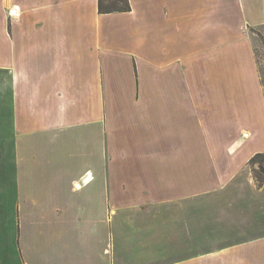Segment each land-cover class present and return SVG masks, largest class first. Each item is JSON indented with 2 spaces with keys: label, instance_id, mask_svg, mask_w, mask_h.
<instances>
[{
  "label": "crops",
  "instance_id": "0c3cea01",
  "mask_svg": "<svg viewBox=\"0 0 264 264\" xmlns=\"http://www.w3.org/2000/svg\"><path fill=\"white\" fill-rule=\"evenodd\" d=\"M97 2L0 0V264L260 244L264 0Z\"/></svg>",
  "mask_w": 264,
  "mask_h": 264
},
{
  "label": "rangeland",
  "instance_id": "374dc122",
  "mask_svg": "<svg viewBox=\"0 0 264 264\" xmlns=\"http://www.w3.org/2000/svg\"><path fill=\"white\" fill-rule=\"evenodd\" d=\"M240 28L250 39V48L256 63L258 77L264 93V24L247 28H244L242 25ZM150 101L152 106L157 108L156 104H158V101ZM137 105L140 106L139 102ZM148 117L150 122L154 121V123H156L157 116L156 118L152 115H149ZM259 153H262L263 155L260 157L257 156L254 161H251V158L256 154L255 153L251 156L247 163L250 173L258 186L264 184V151ZM165 156L168 157L169 155L166 154ZM115 163L119 164V162ZM208 218H210V216H208ZM211 242L212 241H210V243ZM259 243L260 244L256 243L254 246L251 245V247L247 249L244 247H241L240 249L229 248L217 250L216 252H212V250L214 251L218 249L217 246H207L206 248L200 247L202 250L205 249L204 252H206V254L204 255H196L197 253L194 252L186 254L177 250L178 247L181 248L182 246H175L176 249H174L175 252L173 254V260L174 264H264V240Z\"/></svg>",
  "mask_w": 264,
  "mask_h": 264
},
{
  "label": "trees",
  "instance_id": "16d2710c",
  "mask_svg": "<svg viewBox=\"0 0 264 264\" xmlns=\"http://www.w3.org/2000/svg\"><path fill=\"white\" fill-rule=\"evenodd\" d=\"M98 11L100 13H111L115 11H122L126 12L130 10L129 7V0H98L97 2ZM262 153H256L252 158L251 161H254L255 158L258 156H262Z\"/></svg>",
  "mask_w": 264,
  "mask_h": 264
}]
</instances>
